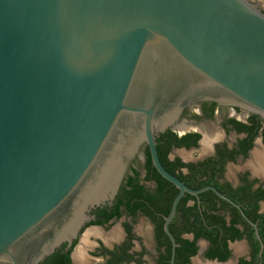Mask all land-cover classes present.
<instances>
[{"label": "water", "instance_id": "1", "mask_svg": "<svg viewBox=\"0 0 264 264\" xmlns=\"http://www.w3.org/2000/svg\"><path fill=\"white\" fill-rule=\"evenodd\" d=\"M260 7L261 0H0V264H40L71 245L143 142L179 190L165 224L174 250L168 224L185 192L211 189L239 207L168 172L154 130L197 95L264 117ZM116 149L126 150L119 175L102 198L87 201Z\"/></svg>", "mask_w": 264, "mask_h": 264}, {"label": "flooded vegetation", "instance_id": "2", "mask_svg": "<svg viewBox=\"0 0 264 264\" xmlns=\"http://www.w3.org/2000/svg\"><path fill=\"white\" fill-rule=\"evenodd\" d=\"M193 98L168 127L154 130L160 160L188 188L213 187L240 208L211 189L185 192L168 224L174 250L165 224L179 190L156 171L168 182L159 189L143 142L109 199L90 208L72 244L50 256L70 251L71 264H264V117L237 104ZM131 178L143 187L138 200L124 197ZM116 207L120 216L106 220Z\"/></svg>", "mask_w": 264, "mask_h": 264}, {"label": "bare ground", "instance_id": "3", "mask_svg": "<svg viewBox=\"0 0 264 264\" xmlns=\"http://www.w3.org/2000/svg\"><path fill=\"white\" fill-rule=\"evenodd\" d=\"M170 119H171V117L167 116L164 120L165 122H163V123L166 124V123L170 122ZM128 133L131 134V130H129ZM130 139H131V136H125L124 146H122V147H126V149L128 148L127 152L129 151L128 145L131 142ZM123 153H126V150L122 151L120 149H116L112 153H110L111 157L107 160V162L103 166L102 171H100V174H99L97 181H95V183L92 185V189L90 190V193L87 196V201H93V200L102 198L104 196L105 192L113 185V182L115 181L114 177L116 175H119L120 168L122 166V161L120 159V156L123 155ZM263 156H264V154H263ZM260 162H261V160H260ZM113 178H114V180H113Z\"/></svg>", "mask_w": 264, "mask_h": 264}, {"label": "trees", "instance_id": "4", "mask_svg": "<svg viewBox=\"0 0 264 264\" xmlns=\"http://www.w3.org/2000/svg\"><path fill=\"white\" fill-rule=\"evenodd\" d=\"M148 163L150 165V167L153 169L154 174L153 177L159 182V186H160V190L163 189V187L165 186L166 183L164 180L160 179V175L156 172V170H154V168L151 166V159H150V154L148 152ZM129 186H131V189L129 191H125V196L128 200L132 201L134 200H138L139 198H141V196L143 195V187L139 186L138 183L136 182V179L131 178L129 180ZM122 199V198H121ZM172 200V198L170 199ZM141 207V205L138 203L135 207H133L134 209ZM131 209V207H130ZM106 212L103 211L101 213L102 217H105ZM113 216H120L119 210L116 207V211L112 214H109L106 216V220L111 219ZM216 218V217H214ZM95 224H102L103 222L101 221H97L94 222ZM212 241H215V238H211ZM214 239V240H213ZM217 241V240H216ZM194 253L196 252V250L193 251ZM41 264H71V257H70V251L66 254H63L61 250H58L55 254H53L52 256L48 257L45 261H43Z\"/></svg>", "mask_w": 264, "mask_h": 264}, {"label": "crops", "instance_id": "5", "mask_svg": "<svg viewBox=\"0 0 264 264\" xmlns=\"http://www.w3.org/2000/svg\"><path fill=\"white\" fill-rule=\"evenodd\" d=\"M262 2H264V0H261Z\"/></svg>", "mask_w": 264, "mask_h": 264}]
</instances>
